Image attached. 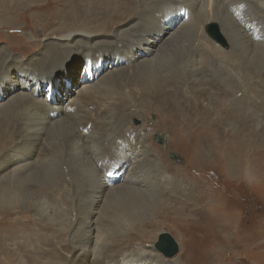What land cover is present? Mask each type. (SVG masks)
Listing matches in <instances>:
<instances>
[{"label": "rangeland", "instance_id": "rangeland-1", "mask_svg": "<svg viewBox=\"0 0 264 264\" xmlns=\"http://www.w3.org/2000/svg\"><path fill=\"white\" fill-rule=\"evenodd\" d=\"M41 5H49L50 13L42 18L29 17V9ZM244 5L253 6L247 2ZM16 6L18 13L14 16H4L0 20V36L5 35L0 37V51L2 49L4 55L17 61L15 66L8 62L6 71L0 74V80L7 81L6 89L3 87L4 89L0 90V106L5 109L0 115V188L3 178L13 177L20 165L29 161L37 163L40 157L38 146H30V149L27 146L29 144L25 142L23 135L26 121L34 122L33 119L40 118V121H49L45 124L48 128L62 119L70 110L66 106L76 97L79 90L83 89L80 86L84 83L92 84L96 92L100 93H96L94 98L85 99L88 110L85 108L84 111L92 113L89 117L96 115L90 118L92 122L99 119L102 111L106 109L113 111L123 105L145 104L148 100L143 94L149 90L150 83L158 79L181 78L182 74L178 70L179 55L187 54L184 46L181 48L178 44L169 43L173 46L166 54L160 55V58L158 56V62H154L155 65L152 66L150 59L155 56L158 51L156 48L164 41L159 43L156 36L150 35L147 36L148 43L136 45L133 39L142 29L141 25L137 26L141 23L140 17L126 16L114 21H102L98 17L96 0H41L39 3L24 0ZM170 8V11L175 9ZM221 9L227 10L228 13L231 11L232 16L234 4L231 1L227 8ZM251 10L247 9L248 16H251ZM178 12L177 15L172 14L165 18L158 15L153 18L152 23L150 14H146L144 26L150 23L148 26L153 29L154 23L158 21L159 25H162L159 31L166 32L163 37L167 39L170 33H179L183 28L190 10L186 6L178 9ZM245 17L232 16L239 29L244 28V23L252 28ZM214 24L218 30L217 38L213 37L209 30ZM77 31L84 33L86 37H76V40L69 44L58 40ZM205 35L207 40L215 42L222 50H226L225 52H230L229 34L225 32L220 21L207 25ZM11 36L20 38L18 46L30 45L32 48L22 52L21 47H18L19 51L15 50L13 53L8 42L10 39H6ZM52 60L56 61L55 65L50 70L43 71L40 65L43 62L48 64ZM184 68L191 70L189 63ZM28 72L37 74V78H29ZM240 72L248 77L249 93L253 95L257 92L263 99L264 94L261 93H264V73L250 76L245 68L240 66L239 70L238 66L236 74L239 75ZM229 86L226 84L227 89H231ZM20 91L29 94L33 106L28 103L22 105L21 113L26 109L23 114L13 112L14 106L7 111L12 99ZM205 96L204 104L213 107L211 96ZM252 97L257 101L255 95ZM28 105L30 108H27ZM253 107H250L251 110ZM126 109L120 114L128 117L124 132L121 130L114 136L123 140L121 148L116 150L122 152L129 143L135 141L141 140L144 143L147 150L142 158L150 177L143 182L140 189L154 191L158 199L160 196L163 198L164 193L175 195L181 207L189 195L205 188L210 195L203 216L196 215L189 223L179 218L176 222L166 220L158 226L156 224L160 221L155 219L158 211L153 209L143 216L146 220L145 232L149 238L141 241L136 237L138 222H134L131 216L127 217L125 210L117 208L119 217L115 218L116 209L110 210L111 213L107 216L102 214L103 203L86 208L87 196L83 198V194L88 176L85 181L83 178L78 183L77 176L73 175L74 171H69L66 166L63 167L64 172L59 178L56 194L52 193L51 199L46 198L52 203L53 210L51 207L50 210L54 213V220L46 223L40 221L36 212L26 206L11 213L8 223L15 228L3 241L6 252L4 253L7 257L11 254L14 257L8 264H92L95 252H98L102 259L104 253L106 261L114 259L122 262L129 256L139 254L141 257L143 252H151L148 257L151 264H264V176L247 180L238 174L237 163L205 162L193 156L188 143L189 132L184 135L179 132L174 117H166L167 109L164 110V107L156 108L150 113H145L141 106ZM56 112L58 114H55ZM262 115L264 120V114ZM232 125L236 124L232 122ZM254 126L260 127V123L257 122ZM233 128L227 127L230 133L225 140L227 145L234 142L233 135L237 134L234 132L237 129ZM256 133L264 137L263 132ZM157 135L164 137L165 141L159 142ZM251 135L261 145L259 137L254 138V133ZM94 143L91 148L97 149V143ZM115 143L116 141L113 144ZM231 148L232 152L238 150L237 146ZM67 159L71 161L67 164L74 167L77 162L74 156L68 154ZM262 160V163L255 165L256 169L264 170L263 156ZM179 161L180 163H176ZM125 164L123 165L128 169L130 164ZM172 167L180 169L181 172L171 171ZM127 172L122 173V178H125ZM112 181L116 182L111 183L109 180V185L115 189L124 183L122 179ZM196 195L200 196L198 193ZM44 199L43 201H46ZM188 204L192 205V201H188ZM152 219L157 223L154 224ZM88 225L93 229L91 234ZM42 231L45 236L23 237ZM163 233L170 234L178 244L179 251L172 258L165 257L156 248L159 236ZM82 235L84 241L81 244L77 241L78 236L81 238ZM131 237L133 241H130ZM156 256H159L158 260L155 259ZM32 257L37 260L31 262Z\"/></svg>", "mask_w": 264, "mask_h": 264}, {"label": "bare ground", "instance_id": "bare-ground-1", "mask_svg": "<svg viewBox=\"0 0 264 264\" xmlns=\"http://www.w3.org/2000/svg\"><path fill=\"white\" fill-rule=\"evenodd\" d=\"M27 1L29 3L41 2V0ZM231 1L234 4L232 16L237 18L240 15L244 18L245 15L252 28L244 23V28L239 29L237 23L232 19L230 14L232 12L228 13L227 10L221 9L227 8ZM22 2L24 0H0V20L4 16H14L15 13H18L16 5ZM96 2L98 17L102 21H114L126 16L140 17L141 23L137 26L141 25L142 29L133 39V43L136 45L148 43L147 36L150 35L156 36V41L159 43L164 41L162 45H157L158 48L156 49L158 51L150 59L152 66L155 65L154 62H158V56L160 58V55L166 54L173 46L169 43L178 44L181 48L184 46L187 54H180L178 63V70H180L179 73L182 76L180 79L166 78L153 81L148 86L149 90L143 94L148 102L139 105H123L120 109L116 107L113 110L114 113H112V110L106 109L102 111V116H99V119L94 120L95 122H92L90 118L96 115L93 114L89 117L92 113L89 114L86 110L84 111L85 108L88 110L85 99L94 98V96H97L96 93L99 92H96V88L92 87V84L84 83L80 86L83 89L79 90L77 95H75L76 97L71 99L69 105L66 106L70 110L66 112L64 117L62 116L63 118L61 117L62 119L52 123L48 128H46L48 125L45 126V124L49 123V121H40V118L33 119V123L26 121L25 135H23L25 142L29 144L27 145L29 148L30 146L33 148L35 145L38 146L40 157L37 159V163L34 161L26 162L25 165H20L15 170L16 173L14 172L15 175L13 177L1 180L3 184L0 188V216L2 217L0 219V264H8L10 259L14 258L12 254L7 257L3 245L5 237L12 233V229L15 228V226L8 223L11 213L26 206L36 212L38 220L45 221V223L52 220L54 218V213H51L53 210L52 203L46 198L51 199V196L56 194L59 178L64 172L63 167L66 166H68L69 171H74L73 175L77 176L78 183L83 178L85 181L88 176L85 183V193L83 194V198L85 195L87 196L85 199L86 206H84L91 208L103 203L102 214L107 216L111 213L110 210L116 209L115 218L119 217V209L125 210L127 217L131 216L134 222H138L136 237L141 241L149 238V235L145 232L144 222L146 220L143 216L153 209L158 211L155 216V219L160 221L159 224H156L158 226L166 222V220L176 222L179 218L183 222L189 223L196 215L203 216L206 211L208 196L210 195L205 188L203 191H195L189 195L187 201L181 207L178 205V199L175 195L164 193L163 198L160 196V199H158L154 191L140 189L143 182L150 177L148 168L144 166V158H142V156L146 155L147 150L143 145L144 143L141 140L135 141L129 143L122 152L116 150V148L118 149V147L122 146L123 140H119L114 136H117L118 132L123 131L126 127V119L128 117L126 115L120 116V114L126 111L127 107L138 108V106H141L143 110L145 109V113L164 107V110L167 109L166 117H174L178 131L183 135L189 132L188 143L193 156L205 162L237 163L238 174L247 180L257 176H264L263 169L255 168L256 164L262 163V156L264 157V137L256 133V131L264 133V120H262L264 97L263 99L260 98L257 92L251 95L248 90V77L245 74H241V72L239 75H237L238 73L236 74L238 66L239 70L240 66L245 68L250 76L264 73V0H96ZM245 2L253 6H246L244 5ZM186 6L190 12L179 33H170V36L164 39L163 35H166V32L159 31L162 25L160 26L158 21L154 23L155 28L151 29L148 26L152 23L153 18L158 17V15L162 18L169 17L172 14L177 15L179 14L178 9ZM170 7H175V9L170 11L172 10ZM249 8L252 9L251 16L247 15V9ZM50 11L49 5L37 6L29 9V17L42 18L49 14ZM146 14H150V23L144 26L146 19H144V16ZM219 21L223 25L225 32L229 34L230 52H225L226 50H222L215 42L207 40L208 38L205 35L207 25ZM187 35L190 37H187ZM81 36L86 37L84 33L77 31L58 40L69 44L74 42L76 37L80 38ZM0 37H5V35L3 34ZM203 38L206 40L204 41ZM6 39H10L8 42L13 53H15V50L19 51L18 47H21L18 46L20 43L19 37L11 36V38L8 37ZM183 42L185 43L183 44ZM29 48L31 49L32 47L30 45L21 47L22 52L28 51ZM147 50L150 51V49ZM8 62H11L14 66L17 63L16 60L10 59L8 55H4L1 49L0 74L6 71ZM55 63L56 61L54 60L48 64L43 62L40 67L43 71L46 69L50 70ZM188 63L191 70L184 68ZM242 71L244 73V70ZM27 75L29 78H37V74L33 75L28 72ZM6 84V79L0 80V90L3 87L6 89ZM226 84H229L231 89H227ZM25 93L20 91L18 95L16 94L7 111H10V107L14 106L13 112L20 114L22 105L28 103L33 106L32 98L29 97L28 93ZM261 94L264 93L262 92ZM203 95L211 96L210 100L213 107L204 104ZM254 95L257 101L252 97ZM202 101L203 104H201ZM89 104L92 105L91 103ZM29 105L27 108H30ZM251 106H254L253 110H251ZM25 110L24 112H26ZM4 111L5 109L1 107L0 115ZM27 113L26 116H28ZM31 113L34 114V112ZM55 114L58 113L56 112ZM232 122L236 125H232ZM257 122L260 123V127L254 126ZM228 126L237 129V131L234 130L237 133L233 135L234 142L229 145L225 142L230 134L229 129H227ZM252 133H254V138L259 137L261 145L257 139L252 138ZM157 139L160 142L165 141L161 135H157ZM114 141H116L115 144H113ZM93 142L97 143V149L91 148ZM231 146H237L238 150L232 152ZM68 154H72L77 161L74 167L67 164V162H71L70 159H67ZM128 163L130 165L127 169L123 164L127 165ZM176 163H180V161ZM126 171L128 172L124 176L125 178H122V173ZM171 171L181 172L180 169H175L174 167L171 168ZM93 173L95 174L94 176ZM119 179L123 180L124 183H121L123 186L115 189L109 185V180L112 183L116 182L112 180ZM196 193L200 196H197ZM43 198L46 201H43ZM188 201H192V205H189ZM50 207L52 210H50ZM155 219H152L154 224L157 223ZM88 228L91 234L93 229L89 225ZM38 235L45 236L46 234L42 231L24 235L23 237L32 238ZM133 240V237H131L130 241ZM82 241H84L83 235L81 238L78 236L77 242L82 244ZM97 253L95 252L93 256L94 263L92 264H151L148 259L151 252L149 254L148 252H143V256L141 254L142 258L139 254L129 256L124 258L122 262L114 259L106 261L104 260V253L102 255L103 259ZM156 257L155 259L158 260L159 256ZM34 260H37V258L32 257L31 262Z\"/></svg>", "mask_w": 264, "mask_h": 264}, {"label": "water", "instance_id": "water-1", "mask_svg": "<svg viewBox=\"0 0 264 264\" xmlns=\"http://www.w3.org/2000/svg\"><path fill=\"white\" fill-rule=\"evenodd\" d=\"M209 30L213 37L215 38L218 37V30L215 24L209 27ZM156 248L160 252H162L164 256L167 258L174 257L179 251L177 242L174 240V238L170 234H162L156 244Z\"/></svg>", "mask_w": 264, "mask_h": 264}]
</instances>
